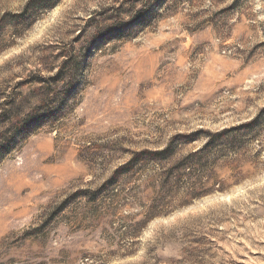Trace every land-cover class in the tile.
Segmentation results:
<instances>
[{"label": "rangeland", "instance_id": "rangeland-1", "mask_svg": "<svg viewBox=\"0 0 264 264\" xmlns=\"http://www.w3.org/2000/svg\"><path fill=\"white\" fill-rule=\"evenodd\" d=\"M0 114V264H264V0H0Z\"/></svg>", "mask_w": 264, "mask_h": 264}, {"label": "trees", "instance_id": "trees-1", "mask_svg": "<svg viewBox=\"0 0 264 264\" xmlns=\"http://www.w3.org/2000/svg\"><path fill=\"white\" fill-rule=\"evenodd\" d=\"M1 117H3L1 114H0V118ZM240 128H243V127H239V129ZM236 129H237V127H236ZM231 130H235V128H229L228 130H223L222 132H219V133H213V134H210L211 136H210V139H209V141L206 143V144H204L203 145V149H205V148H208V146L211 144V143H215L216 142V144L217 145H219V143L220 142H222L223 143V140L225 139V138H229V131H231ZM226 143H228V142H226ZM9 145H7V142H6V140H5V138H3V136H0V150H2L3 149V151L5 152L6 150L8 151V149H9V147H8ZM220 146H223V144H220ZM168 149H164V150H161V151H153L152 153H149V154H151V155H153V157H158V156H160V155H163V154H165V152L167 151ZM145 153H148V152H145ZM145 153H143V154H145ZM2 154L0 153V156H1ZM130 163H131V161H129V162H127V163H125V165L123 164V167H121V169H119V170H117L116 171V173L117 172H120L121 170H123V171H128V169H129V166H130ZM123 173V172H122ZM115 177V176H114Z\"/></svg>", "mask_w": 264, "mask_h": 264}]
</instances>
